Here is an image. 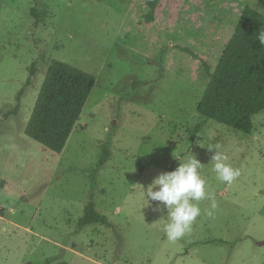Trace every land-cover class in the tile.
<instances>
[{"label":"rangeland","instance_id":"obj_1","mask_svg":"<svg viewBox=\"0 0 264 264\" xmlns=\"http://www.w3.org/2000/svg\"><path fill=\"white\" fill-rule=\"evenodd\" d=\"M244 5L264 15V0H204L171 28L167 13L145 24V0H0V264H264V112L249 136L196 112L203 62L214 69ZM53 61L96 78L61 154L24 135ZM209 148L239 169L231 184ZM191 155L208 192L170 241L145 193ZM91 194L112 227L78 232Z\"/></svg>","mask_w":264,"mask_h":264},{"label":"trees","instance_id":"obj_2","mask_svg":"<svg viewBox=\"0 0 264 264\" xmlns=\"http://www.w3.org/2000/svg\"><path fill=\"white\" fill-rule=\"evenodd\" d=\"M203 2L204 0H145V24H152L167 13V24L173 28L190 8L201 7ZM236 15L234 28L225 41L214 69L203 62V72L208 82L196 112L205 119L249 136L253 132V117L264 112V47L256 39L258 32L264 31V15L248 5L239 7ZM183 51L188 52L186 49ZM33 73L31 69L27 86ZM95 81L93 74L53 61L25 125L24 135L49 151L61 154L80 120ZM23 93L22 89L16 97L17 106ZM110 144L111 138H108L102 148L97 170L108 161ZM138 163L141 171L148 168L149 163ZM91 183L92 188V177ZM4 184L1 182L0 188ZM93 224L112 227L108 218L95 209L91 194L78 221V232ZM56 259L57 257L49 259L47 264Z\"/></svg>","mask_w":264,"mask_h":264},{"label":"clouds","instance_id":"obj_3","mask_svg":"<svg viewBox=\"0 0 264 264\" xmlns=\"http://www.w3.org/2000/svg\"><path fill=\"white\" fill-rule=\"evenodd\" d=\"M256 39L264 47V31H259ZM216 147L219 148L218 145ZM208 150L214 152L211 162L216 178L231 184L240 175L239 169L226 163L228 157L220 151ZM201 167L200 161L191 155L187 162L181 160L174 171L159 174L145 193L148 204L149 200L159 202L167 211L164 232L170 241H176L190 232L192 224L201 214L196 202L205 199L208 192L207 181L199 172ZM216 206L213 202L212 208ZM154 211H162L159 204ZM208 215H212V212L209 211Z\"/></svg>","mask_w":264,"mask_h":264},{"label":"water","instance_id":"obj_4","mask_svg":"<svg viewBox=\"0 0 264 264\" xmlns=\"http://www.w3.org/2000/svg\"><path fill=\"white\" fill-rule=\"evenodd\" d=\"M258 245L259 246H263L264 245V241L263 242H259Z\"/></svg>","mask_w":264,"mask_h":264}]
</instances>
